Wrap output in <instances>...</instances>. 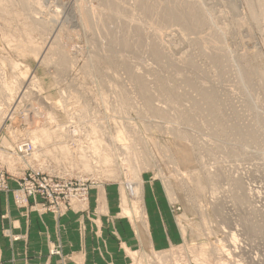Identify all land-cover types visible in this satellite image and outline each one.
Segmentation results:
<instances>
[{
  "label": "rangeland",
  "instance_id": "374dc122",
  "mask_svg": "<svg viewBox=\"0 0 264 264\" xmlns=\"http://www.w3.org/2000/svg\"><path fill=\"white\" fill-rule=\"evenodd\" d=\"M179 1V18L199 10L192 31L155 16ZM261 1L111 4L137 14L135 33L125 18L107 19L109 7L101 24L78 18V4L95 13L102 0H0V220L13 210L1 236L23 240L12 228L31 214L58 224L79 213L96 238L106 226L111 264H264ZM156 24L166 54L153 42ZM108 144L117 148L112 171L91 157ZM200 247L215 254L202 258ZM47 255L61 257L48 264H79L64 263L59 240H48Z\"/></svg>",
  "mask_w": 264,
  "mask_h": 264
},
{
  "label": "crops",
  "instance_id": "0c3cea01",
  "mask_svg": "<svg viewBox=\"0 0 264 264\" xmlns=\"http://www.w3.org/2000/svg\"><path fill=\"white\" fill-rule=\"evenodd\" d=\"M6 203H9V201ZM12 211L7 206L6 212L2 214V217L6 220H0V224L3 225H0V264L61 263V257L47 255L48 240L60 241L62 255H65L66 259L70 258L68 261L64 259V263H116L113 257L117 256H113L115 250L112 247V239L107 233L106 226L101 225L100 238H96L91 234L90 228L84 231L81 230L79 221L83 220L84 216L79 213H68L61 218L58 224L49 217H38V215L31 214L24 223L21 222L22 229L12 228L14 234L23 233V240L10 241V243L1 235H3L2 229L5 228V221L8 223L6 225L9 226ZM98 219L101 220V217H98ZM12 220L13 226L20 224L14 218ZM136 234L138 238L139 235ZM123 244L126 247L129 245L126 241H123ZM138 248H141L140 245Z\"/></svg>",
  "mask_w": 264,
  "mask_h": 264
},
{
  "label": "bare ground",
  "instance_id": "6f19581e",
  "mask_svg": "<svg viewBox=\"0 0 264 264\" xmlns=\"http://www.w3.org/2000/svg\"><path fill=\"white\" fill-rule=\"evenodd\" d=\"M23 1V0H22ZM27 1V0H26ZM101 1V0H100ZM147 1V0H146ZM171 1V0H170ZM38 2V1H37ZM104 2V3H103ZM116 3V2H118V0H102V4H98V5H102V8H100V6H98V10L100 11H96L95 13H92V11L90 10V8L88 9V8H83V6H81V4H78V6L76 7L77 8V11L79 12L78 14H79V19L81 18V17H85L84 19H85V21H86V24H89L88 22H90L93 18H94V20L95 21H91L92 23L93 22H100V24L102 23V21L104 20V15L102 14V13H104L103 11H105L106 12V15H107V10L108 9H111V4H113V3ZM120 2V1H119ZM151 2V1H150ZM180 2V1H179ZM178 2V4L177 3H173L172 5H168L167 4V6H166V8L165 9H163V10H161V11H159V12H157V13H155V16H156V18H158L159 19V17L160 16H164V17H166L167 18V20H169V21H172V20H179L180 21V23H175L176 25H178V27L180 28V29H183V30H186V32L188 31V30H193L195 27L191 24V21H193V19H191V18H194L195 20L199 17V15L198 16H196V14H199V10L196 8V10L194 9V11H191L190 12V14L192 13V14H195V16L194 15H192V16H189V18H187V17H181V18H179L178 17V13L180 12L181 13V9H183L182 7H180L181 5H179V4H181V2L179 3ZM263 4H264V0L263 1H261ZM39 3V2H38ZM98 3H100V2H98ZM187 3V2H186ZM68 4V3H67ZM150 4V3H149ZM189 4V3H188ZM118 5V4H117ZM187 5V4H186ZM93 6V5H92ZM146 6V5H145ZM149 6V5H148ZM96 8H92V9H97V6H95ZM107 7H109L108 9H107ZM116 7V6H115ZM120 7L121 8H118V9H111V10H113V12H112V16H108L109 18H107V19H111V18H113L111 21H114V20H121V19H124L125 18V20L127 21V26L126 27H128V29H129V27L132 29L133 28V30L134 31H136V29H137V32H135V33H138V30H139V27H141L142 26V22H140V21H138L139 20V18L136 16V15H134L132 12H131V14H130V8L127 10V8H125V7H123V6H121L120 5ZM104 8H106L107 10H105ZM134 8V7H133ZM151 8V7H150ZM74 9V8H73ZM103 11H102V10ZM192 9V8H191ZM203 9V8H202ZM111 10H110V12H111ZM133 10V9H132ZM146 10H148V9H146ZM153 10V9H152ZM253 11H254V9H252ZM262 11V16L264 17V9H261ZM140 11V10H139ZM179 11V12H178ZM185 11H187V9L185 10ZM202 11H205V10H202ZM76 12V11H75ZM74 12V13H75ZM94 12V11H93ZM136 12V11H135ZM134 12V13H135ZM201 12V11H200ZM88 13H89V15H91L92 16V19H91V16H90V19L88 20L87 19V16H88ZM91 13V14H90ZM139 13V12H138ZM141 13V12H140ZM183 13V12H182ZM181 13V14H182ZM205 13V12H204ZM204 13H203V15H204ZM76 14V13H75ZM86 14V15H85ZM108 14L110 15V13H109V10H108ZM146 14H147V12H146ZM181 14H180V16H181ZM188 14V13H187ZM257 14V13H256ZM34 15V14H33ZM105 15V16H106ZM259 15V14H258ZM31 16H32V14H31ZM30 16V17H31ZM188 16V15H187ZM200 16H201V14H200ZM206 16V14L204 15V17ZM253 16H255V13H254V15ZM55 17H56V15H55ZM58 17V16H57ZM89 17V16H88ZM191 17V18H190ZM202 17V16H201ZM204 17H203V19H204ZM256 17V16H255ZM35 17L33 16L32 17V19L33 20H35L34 19ZM209 18H210V16H209ZM259 18H261L260 16H259ZM106 19V18H105ZM201 20H202V18H200ZM155 20V19H154ZM205 20V19H204ZM209 20V19H208ZM258 20V19H257ZM141 21H142V19H141ZM146 21V20H145ZM153 21V20H152ZM157 21V20H156ZM164 21V20H163ZM198 21V20H197ZM211 21V20H210ZM261 21V20H260ZM90 22V24L89 25H91L92 23ZM104 22V21H103ZM158 22V21H157ZM176 22V21H175ZM194 22V21H193ZM200 22V21H199ZM202 22H204V21H202ZM139 23H142L141 24V26H140V24ZM196 23V22H195ZM36 25H39L40 27H41V22L39 21V23L37 22V23H35ZM97 24V23H96ZM99 24V25H100ZM125 24V25H126ZM161 24V23H160ZM164 24V23H163ZM204 24V23H203ZM45 25V24H44ZM49 25V24H48ZM88 25V26H89ZM162 25V24H161ZM167 25V24H166ZM168 25H170V22L168 23ZM175 25V26H176ZM198 25V24H197ZM202 25V24H201ZM47 26V25H46ZM55 26V25H54ZM53 26V27H54ZM87 26V25H86ZM85 26V27H86ZM87 26V27H88ZM103 26V25H102ZM101 26V27H102ZM119 26V25H118ZM143 26H144V24H143ZM142 26V27H143ZM165 26V25H164ZM86 27V28H87ZM117 27V26H116ZM136 29H135V28ZM152 28V34H153V38H154V40H153V42H158V44L157 45H160V42L158 41L159 39L158 38H160V34H161V29H163L164 27H161L159 24L157 25H153V26H151ZM39 28V27H38ZM48 28V27H47ZM113 28V27H112ZM111 28V29H112ZM120 28V27H119ZM198 28V27H197ZM227 28V27H226ZM102 29H103V27H102ZM110 29V30H111ZM201 29V28H200ZM59 30V29H58ZM113 30H115V29H113ZM140 30H141V28H140ZM164 30V29H163ZM222 30V29H221ZM221 30L219 31V32H221ZM53 31V30H52ZM130 31V30H129ZM133 31V32H134ZM195 31V30H194ZM196 31H197V29H196ZM201 31V30H200ZM106 32V31H105ZM114 32V31H113ZM149 32V31H148ZM98 33V32H97ZM96 33V34H97ZM102 33V32H101ZM217 33V32H216ZM224 33H225V28H224ZM223 33V34H224ZM65 34V33H64ZM170 34V33H169ZM168 34V35H169ZM219 34V33H218ZM222 34V33H221ZM49 35V34H48ZM166 35V34H165ZM172 35V34H171ZM217 35V34H216ZM128 36V35H127ZM162 36V35H161ZM176 36V35H175ZM191 36V35H190ZM200 36V35H199ZM57 34L55 35V39H57ZM59 37H60V34H59ZM64 37V36H63ZM105 37V36H104ZM134 37V36H133ZM142 37V36H141ZM173 37V36H172ZM195 37V36H194ZM202 37V36H201ZM129 38V37H128ZM132 38V37H131ZM148 38V37H147ZM170 38V37H169ZM196 38V37H195ZM144 40V39H143ZM185 40V39H184ZM188 40V39H187ZM194 40V39H193ZM198 41H199V37H198V39H197ZM56 41V42H55ZM60 41V40H59ZM58 39L57 40H54V42H51V43H53V45H56L58 42ZM61 41H62V39H61ZM113 41V40H112ZM116 41V40H115ZM201 41V40H200ZM202 41H204V40H202ZM201 41V42H202ZM111 42V41H110ZM195 42H196V40H195ZM127 43V42H126ZM163 43V42H162ZM166 43V42H165ZM165 43H163V44H165ZM185 43H187L186 41H185ZM122 44L124 45L125 44V41L124 42H122ZM142 44V43H141ZM147 44H149L148 42H147ZM156 44V43H155ZM58 45H59V43H58ZM111 45V44H110ZM121 45V44H120ZM135 45V44H134ZM204 45V44H203ZM161 46V45H160ZM56 47V46H55ZM116 47V46H115ZM122 47V46H121ZM134 47V46H133ZM118 48V47H117ZM148 48V47H147ZM160 48H162V46L160 47ZM203 48H204V46H203ZM150 49V48H149ZM154 49V48H153ZM158 49V48H157ZM163 49V48H162ZM164 49H165V47H164ZM163 49V51L165 52L164 54H166L167 52H166V49L164 50ZM117 50V49H116ZM151 50V49H150ZM168 51V50H167ZM208 51V50H207ZM206 51V52H207ZM119 52H121V51H119ZM64 53V51L62 52V54ZM159 53H160V51H159ZM208 53H210V52H208ZM212 53V52H211ZM39 54V53H38ZM149 54V53H148ZM202 54V53H201ZM204 54V53H203ZM217 53H215L214 54V56L216 55ZM114 55V54H113ZM119 55V54H118ZM124 55V54H123ZM152 55V54H151ZM61 56H64V54L63 55H61ZM153 56V55H152ZM192 56V55H191ZM109 57V56H108ZM121 57V56H120ZM157 57H159V56H157ZM156 57V58H157ZM63 58V57H62ZM122 58H123V56H122ZM125 58V57H124ZM211 58V57H210ZM215 58V57H214ZM113 59V58H112ZM161 59V58H160ZM160 59H158V60H160ZM170 59V58H169ZM164 60V59H163ZM166 60V59H165ZM168 60V59H167ZM173 60H174V58H173ZM182 60H185V56L184 57H182V58H180V59H177V62L179 61V63H180V61H182ZM66 61V60H65ZM108 61V60H107ZM171 61V60H170ZM176 61V60H175ZM174 61V62H175ZM102 62V61H101ZM166 62V61H165ZM192 62V61H191ZM219 62V61H218ZM222 62V61H221ZM49 63V62H48ZM236 63V62H235ZM87 64V63H86ZM239 64V63H238ZM111 65V64H110ZM109 65V66H110ZM123 65V64H122ZM125 65V64H124ZM193 65V64H192ZM54 66H55V64H54ZM57 66V65H56ZM59 66V65H58ZM170 66H171V64H170ZM182 66V65H181ZM221 66V65H220ZM192 67V66H191ZM195 67V66H194ZM248 67V66H247ZM57 68V67H56ZM177 68V67H176ZM245 68V67H244ZM252 68V67H251ZM250 68V69H251ZM60 69V68H59ZM61 69H62V66H61ZM130 69V68H129ZM191 69V68H190ZM55 70V69H54ZM106 70V69H105ZM109 70V69H108ZM191 70H193V68L191 69ZM58 71V70H57ZM130 71V70H129ZM128 71V72H129ZM250 71V70H249ZM131 72V71H130ZM134 72V71H133ZM264 72V71H263ZM134 74V73H133ZM246 74V73H245ZM128 75H130V74H128ZM200 76V75H199ZM261 76V75H260ZM243 77V76H242ZM241 77V78H242ZM250 79V78H249ZM186 80V79H185ZM252 81V80H251ZM163 82V81H162ZM243 82V81H242ZM263 82H264V80H263ZM262 82V83H263ZM5 83H7V82H5ZM161 83V82H160ZM166 83V82H165ZM184 84V83H183ZM195 84V83H194ZM248 84V83H247ZM165 85V84H164ZM185 85V84H184ZM187 85V84H186ZM244 85V84H243ZM264 85V84H263ZM5 86V85H4ZM141 88H144L145 87V83H143V82H141L140 81V85H139ZM201 86V85H200ZM199 86V87H200ZM9 87V86H8ZM247 87V86H246ZM7 88V87H6ZM139 88V87H138ZM136 89V88H135ZM140 89V88H139ZM26 90V89H25ZM141 90V89H140ZM146 90V89H145ZM262 90V89H261ZM6 91V90H5ZM4 92V91H3ZM137 92V91H136ZM199 92H203V91H199ZM5 93V92H4ZM24 93V92H23ZM204 93V92H203ZM143 94V93H142ZM200 94V93H199ZM247 94V93H246ZM170 95H172V94H170ZM213 95V94H212ZM264 95V94H263ZM169 96V95H168ZM176 95L175 94H173V96L172 97H175ZM207 96V95H206ZM251 96V95H250ZM18 97V96H17ZM207 97H210L211 98V100L213 99L212 98V96H207ZM205 98V97H204ZM149 99V98H148ZM150 100V99H149ZM256 101V100H255ZM254 101V102H255ZM259 101V100H258ZM170 102V101H169ZM171 102H173L174 103V99H171ZM204 102H205V100H204ZM207 102V101H206ZM215 102V101H214ZM24 103H25V101H24ZM49 103V102H48ZM51 104V103H50ZM169 104V103H168ZM255 104V103H254ZM123 106V108H125L124 107V104H122ZM150 105H151V103H150ZM193 105H195V104H193ZM197 105V104H196ZM213 105V104H212ZM9 106V105H8ZM42 106V105H41ZM44 106V105H43ZM126 106V105H125ZM52 107V106H51ZM54 107V106H53ZM210 107V106H209ZM208 107V108H209ZM254 107V106H253ZM257 107V106H256ZM7 108V107H6ZM43 108V107H42ZM210 108H212V106L210 107ZM207 109V108H206ZM215 109V108H214ZM251 109V108H250ZM9 110V109H8ZM11 110V109H10ZM154 110V109H153ZM179 110H181V109H179ZM212 110V109H211ZM257 110V109H256ZM152 111V110H151ZM158 111V110H157ZM210 111V110H209ZM213 111V110H212ZM217 111V110H216ZM259 111V110H258ZM4 113V112H3ZM216 113H218V112H216ZM252 113V112H251ZM259 113V112H258ZM6 114V113H5ZM12 114V113H11ZM207 114H208V112H207ZM206 114V115H207ZM212 113L210 112V114L209 115H211ZM215 114V113H214ZM262 115V114H261ZM7 116V115H6ZM189 116V115H188ZM214 116V115H213ZM263 116V115H262ZM190 117V116H189ZM192 117V116H191ZM209 117V116H208ZM212 117V116H211ZM216 117H217V115H216ZM215 117V118H216ZM219 118H220V115H219ZM256 118V117H255ZM9 119V118H8ZM186 120H188V118H185ZM211 119V118H210ZM214 120V119H213ZM184 121V120H183ZM189 121V120H188ZM215 121V120H214ZM9 123V122H8ZM1 124V123H0ZM247 132H249L248 130H247ZM247 132H245V135H246V133ZM247 136H248V134H247ZM252 136V135H251ZM263 138V137H262ZM264 139V138H263ZM6 146H4V148H5ZM124 148H127V146H123ZM117 151V148L114 146V145H107L106 146V152H97V150H95V151H93L92 152V158L93 159H95L96 161H97V163H98V161H100V159H101V161H103L106 165H107V168H108V170H110V171H112L113 170V168L111 167V162H114L115 163V161L111 158V156L113 155V154H115V152ZM264 154V153H263ZM82 161H83V164H84V169L86 170V169H88V163H87V159H82ZM138 174V173H137ZM213 175V174H212ZM210 173H207V175L205 176L206 177V179L208 178H210ZM226 176V175H225ZM235 176V175H234ZM237 176V175H236ZM235 176V177H236ZM133 177V176H132ZM227 178H228V176H227ZM235 180V179H234ZM234 180H231V181H233L234 182ZM238 180V179H237ZM236 180V181H237ZM229 181V180H228ZM240 181V180H239ZM230 182V181H229ZM237 183V182H236ZM239 184H240V182H239ZM130 185V184H129ZM133 185V184H132ZM138 185V184H137ZM131 188V187H130ZM132 189V188H131ZM240 189V188H239ZM238 189V190H239ZM238 195V194H237ZM236 196V195H235ZM239 197V196H238ZM254 211V210H253ZM246 224V223H245ZM244 224V225H245ZM243 226V225H242ZM251 226V225H250ZM252 227V226H251ZM247 228V227H246ZM249 229V228H248ZM230 232H232V231H230ZM235 234V233H234ZM230 235L232 236V234L230 233ZM234 236V235H233ZM229 238V237H228ZM232 238H234V237H232ZM233 240V239H232ZM231 240V241H232ZM234 241H235V239H234ZM233 241V242H234ZM230 242V241H229ZM232 242V243H233ZM228 243V242H227ZM235 243V242H234ZM250 243V242H249ZM228 244H230V243H228ZM237 244V243H236ZM235 244V245H236ZM219 245H221V244H219ZM249 245V244H248ZM204 246V245H203ZM202 246V247H203ZM222 246V245H221ZM199 247V246H198ZM206 247V246H205ZM201 248L200 247V249H198L199 250V252H196V253H199V255H201V257L204 255L205 256V258H206V256L207 257H209V255H211V253L212 254H215V250H214V253L213 252H211V253H206L207 252V248ZM212 247V246H211ZM217 247H219V246H217ZM229 247V246H228ZM231 247H232V244H231ZM234 247V246H233ZM222 248V247H221ZM235 248V247H234ZM215 249L217 250V248H216V246H215ZM219 249H220V247H219ZM226 249V248H225ZM228 249V248H227ZM212 250H213V248H212ZM232 250V249H231ZM211 251V250H210ZM234 251V250H233ZM226 252V251H225ZM231 253V252H230ZM233 253V252H232ZM216 254H218V253H216ZM222 254H224V253H222ZM197 255V254H196ZM221 255V254H220ZM227 255V254H226ZM204 256L202 257V258H204ZM217 256V255H216ZM211 257V256H210ZM212 257H213V255H212ZM250 257V256H249ZM197 258V257H196ZM200 259V258H199ZM250 259V258H249ZM203 260V259H202ZM206 261V260H205ZM204 261V262H205ZM207 261H208V259H207ZM213 261V260H212ZM216 262H217V260H215ZM236 261H238V260H236ZM253 261H255V260H253ZM218 262H219V260H218ZM218 262H217V264H218ZM209 263V262H208ZM251 263V262H250ZM204 264V263H203ZM213 264V263H212Z\"/></svg>",
  "mask_w": 264,
  "mask_h": 264
}]
</instances>
